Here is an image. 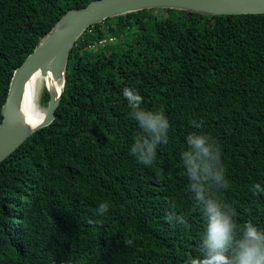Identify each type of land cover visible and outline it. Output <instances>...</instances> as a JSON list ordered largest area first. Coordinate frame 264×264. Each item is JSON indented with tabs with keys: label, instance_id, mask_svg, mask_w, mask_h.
Returning a JSON list of instances; mask_svg holds the SVG:
<instances>
[{
	"label": "trees",
	"instance_id": "1",
	"mask_svg": "<svg viewBox=\"0 0 264 264\" xmlns=\"http://www.w3.org/2000/svg\"><path fill=\"white\" fill-rule=\"evenodd\" d=\"M91 1L0 0V109L13 70ZM126 86L170 123L151 166L128 153L138 129ZM189 132L219 144V197L237 222L264 228V191L253 194L264 190V13L144 9L89 26L70 50L54 119L0 162V264H183L203 231L179 162ZM101 202L109 208L97 215ZM173 204L185 225L168 222Z\"/></svg>",
	"mask_w": 264,
	"mask_h": 264
},
{
	"label": "clouds",
	"instance_id": "2",
	"mask_svg": "<svg viewBox=\"0 0 264 264\" xmlns=\"http://www.w3.org/2000/svg\"><path fill=\"white\" fill-rule=\"evenodd\" d=\"M120 95L138 129L128 153L138 164L151 166L158 146L168 141L169 120L161 108L142 107L143 97L138 90L126 86ZM179 162L192 209L203 220L198 250L183 264H264V228L250 220L238 223L233 210L219 197L220 191L228 188V180L217 141L207 133L189 132L184 137ZM262 191L261 185H253V194ZM108 208L106 202L99 203L97 215L107 213ZM167 219L170 224L186 223L185 214L178 213L174 204Z\"/></svg>",
	"mask_w": 264,
	"mask_h": 264
},
{
	"label": "water",
	"instance_id": "3",
	"mask_svg": "<svg viewBox=\"0 0 264 264\" xmlns=\"http://www.w3.org/2000/svg\"><path fill=\"white\" fill-rule=\"evenodd\" d=\"M144 9H173L205 16L263 14L264 0H93L80 9L68 10L12 72L0 109V162L33 132L49 125L54 119L66 82L70 50L86 29L107 18ZM37 71L50 77V82L44 86L48 102L44 117L39 122L33 121L27 110V90Z\"/></svg>",
	"mask_w": 264,
	"mask_h": 264
},
{
	"label": "bare ground",
	"instance_id": "4",
	"mask_svg": "<svg viewBox=\"0 0 264 264\" xmlns=\"http://www.w3.org/2000/svg\"><path fill=\"white\" fill-rule=\"evenodd\" d=\"M50 82V77L48 75L41 74L37 71L32 76L30 85L27 90V110L31 118L35 122H39L43 119L45 111L39 107V103L36 102L39 93L45 85ZM59 84V81L56 82V85Z\"/></svg>",
	"mask_w": 264,
	"mask_h": 264
},
{
	"label": "built area",
	"instance_id": "5",
	"mask_svg": "<svg viewBox=\"0 0 264 264\" xmlns=\"http://www.w3.org/2000/svg\"><path fill=\"white\" fill-rule=\"evenodd\" d=\"M88 31H90V30L88 29ZM114 41H115V39L112 37L106 38V39H101V40H98V41L90 44L89 49H91L92 51H96L98 49V47H102L107 43H113Z\"/></svg>",
	"mask_w": 264,
	"mask_h": 264
},
{
	"label": "rangeland",
	"instance_id": "6",
	"mask_svg": "<svg viewBox=\"0 0 264 264\" xmlns=\"http://www.w3.org/2000/svg\"><path fill=\"white\" fill-rule=\"evenodd\" d=\"M42 91H43V87H42V89H41V91H40V93H39L38 98H36V102L39 103V107H40L42 110L45 111L46 106H43V104H42L41 101H40Z\"/></svg>",
	"mask_w": 264,
	"mask_h": 264
}]
</instances>
